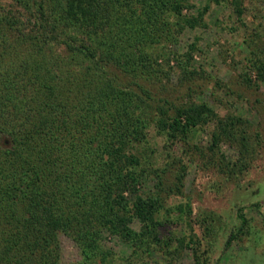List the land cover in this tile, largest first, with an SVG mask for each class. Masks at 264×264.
I'll return each mask as SVG.
<instances>
[{"label":"trees","instance_id":"trees-1","mask_svg":"<svg viewBox=\"0 0 264 264\" xmlns=\"http://www.w3.org/2000/svg\"><path fill=\"white\" fill-rule=\"evenodd\" d=\"M194 7L189 0H0V264H118L101 244L104 232L137 258L157 248L174 256L195 243L161 234L158 218L167 197L183 194L186 164L168 153L175 169L168 182L164 169L144 166L137 145L150 126L173 146L212 124L211 153L221 143L238 149L232 167H223L233 175L256 153L251 124L221 117L205 102L153 110L148 89L137 92L117 76H156L150 50L201 25L206 8L184 13ZM195 48L177 60L189 77ZM251 67L264 80V61ZM241 80L252 85L247 74ZM148 178L157 184L145 194ZM177 211L192 215L189 202ZM237 216L244 225L241 210ZM60 234L75 242L80 259L62 262ZM203 263L196 255L195 264Z\"/></svg>","mask_w":264,"mask_h":264},{"label":"rangeland","instance_id":"rangeland-1","mask_svg":"<svg viewBox=\"0 0 264 264\" xmlns=\"http://www.w3.org/2000/svg\"><path fill=\"white\" fill-rule=\"evenodd\" d=\"M236 1L243 10L240 15L235 11ZM189 3L195 7L184 9L185 14L194 15L198 9H207L203 21L195 28L185 27L173 39L150 50L158 56L157 75L137 80L122 73L117 76L124 86L137 92L138 86L148 89L155 100L153 110L157 105L165 106L172 113V107L205 102L221 117L246 118L251 124L247 133L256 153L245 171L232 175L223 167H232L240 156L238 149L233 144L221 143L211 153L208 146L212 124L193 131L187 144L178 141L173 146L167 144L165 135L150 126L147 142L138 144L136 150L144 166L149 161L164 169L168 182L174 178L175 170L168 153L187 167L183 194L167 197L165 209L158 214L162 221L160 232L184 239V244L190 236L196 241L177 247L174 256L157 248L139 258L130 245L108 232L103 233L101 244L113 253L112 261L118 264L131 261L195 264L196 255L203 264H264V80H259L251 67L255 58L264 61V0H189ZM193 43L196 48L187 68L195 73L189 77L177 60L184 59L182 56ZM244 74L252 85L242 82ZM156 184V179L148 178L141 191L153 192ZM185 202L192 208L190 220L177 211ZM239 210L246 218L244 225L237 216ZM132 227L139 230L141 224L135 220ZM231 235L234 238L228 242ZM59 240L62 262L80 259L73 240L64 234H60Z\"/></svg>","mask_w":264,"mask_h":264}]
</instances>
